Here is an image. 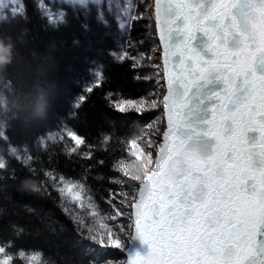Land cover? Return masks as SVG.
Returning <instances> with one entry per match:
<instances>
[{
  "label": "snow or ice",
  "instance_id": "obj_1",
  "mask_svg": "<svg viewBox=\"0 0 264 264\" xmlns=\"http://www.w3.org/2000/svg\"><path fill=\"white\" fill-rule=\"evenodd\" d=\"M67 2L83 9L103 4ZM10 3L13 18L24 14L19 0ZM139 3L144 12L138 11L137 0L115 5L108 0V11L116 8L122 29L154 16L162 75L154 74L156 90L144 96H107L118 113L143 120L139 134L120 142L134 159L129 163L121 157L112 166L118 178L109 183L119 190L109 189L111 211L101 210L84 178L54 170L43 174L90 252L98 247L126 257L95 255L92 264H264V0H154L151 15L147 9L153 5ZM41 11L50 24L65 22L63 11L52 13L43 5ZM96 18L105 22L104 12ZM116 58L132 60L134 69L152 59L126 50ZM102 80V73H95L86 91ZM110 140L105 135L101 143ZM57 141L68 142L69 156L93 158L94 146L72 129L49 133L38 144L46 148ZM10 153L35 174L27 147L13 146ZM7 171L0 158V179H15V170L3 175ZM31 191L47 194L48 189L41 182ZM121 217L128 223H120ZM22 232L14 226L16 236ZM13 248L12 240L0 242V264H47L40 250Z\"/></svg>",
  "mask_w": 264,
  "mask_h": 264
},
{
  "label": "trees",
  "instance_id": "obj_2",
  "mask_svg": "<svg viewBox=\"0 0 264 264\" xmlns=\"http://www.w3.org/2000/svg\"><path fill=\"white\" fill-rule=\"evenodd\" d=\"M117 2L123 0H113L114 5ZM145 2L152 4V0ZM0 3L9 5L0 8V40L12 45V61L0 73V158L8 165L3 175L15 170V179H0V242L12 240L11 251L40 250L47 264H92L95 255L101 260L124 259L119 250L105 252L97 247L95 253L90 252L89 242L81 240L43 173L54 170L70 178H84L101 210L111 211L106 203L109 189L119 190L118 185L109 183L118 178L112 166L121 157L129 163L134 159L120 142L139 134L143 120L135 114L118 113L107 96L138 98L156 90L157 69L152 67L156 64L152 59L145 58L143 65L134 69L132 60L116 58L123 50L132 56L152 55L157 46L151 32L153 18L139 19L122 29L116 8L108 11V0L87 9L72 7L67 0H19L24 14L15 18L10 0ZM137 3L138 11L144 12V5ZM41 5L52 13L65 12V22L50 24ZM101 11L103 23L96 18ZM147 12L151 15L150 8ZM97 72L103 80L88 93L86 88L93 84ZM82 95L85 100L79 102ZM65 128L94 146L92 159L69 156L67 141L49 142L46 148L38 144L42 137ZM105 135L111 136L107 145L101 143ZM13 146L28 148L35 158V174L11 155ZM26 180L38 185L45 182L47 194L25 190L21 184ZM119 222L128 223L126 217ZM14 226L23 229L20 236L14 234Z\"/></svg>",
  "mask_w": 264,
  "mask_h": 264
},
{
  "label": "clouds",
  "instance_id": "obj_3",
  "mask_svg": "<svg viewBox=\"0 0 264 264\" xmlns=\"http://www.w3.org/2000/svg\"><path fill=\"white\" fill-rule=\"evenodd\" d=\"M12 61V45L10 42H5L0 40V73L6 68L8 64ZM31 181H23L21 186L27 191H31L32 184Z\"/></svg>",
  "mask_w": 264,
  "mask_h": 264
},
{
  "label": "rangeland",
  "instance_id": "obj_4",
  "mask_svg": "<svg viewBox=\"0 0 264 264\" xmlns=\"http://www.w3.org/2000/svg\"><path fill=\"white\" fill-rule=\"evenodd\" d=\"M150 10H151V8H150ZM151 32H152V35L154 36L153 28L151 29ZM158 49H159V48H158L157 46H156L155 48L152 49V55H151V57H152V61H153V62H155L157 65H161L160 62H159ZM161 70H162V68L157 69V71H159L160 74L162 75ZM157 71H156V72H157ZM161 91H163V90H161Z\"/></svg>",
  "mask_w": 264,
  "mask_h": 264
},
{
  "label": "water",
  "instance_id": "obj_5",
  "mask_svg": "<svg viewBox=\"0 0 264 264\" xmlns=\"http://www.w3.org/2000/svg\"><path fill=\"white\" fill-rule=\"evenodd\" d=\"M152 5H153V7H152V14L154 13V0H153V3H152ZM154 24H155V19H154ZM155 27H156V24H155ZM157 32V31H156ZM157 39H158V41H159V36H158V34H157V37H156ZM159 45H160V41H159ZM160 48H161V53H162V46L160 45ZM161 53H160V56H161ZM161 58V57H160ZM160 64H161V66H162V60L160 59ZM161 135H162V132H161ZM126 258V257H125Z\"/></svg>",
  "mask_w": 264,
  "mask_h": 264
},
{
  "label": "bare ground",
  "instance_id": "obj_6",
  "mask_svg": "<svg viewBox=\"0 0 264 264\" xmlns=\"http://www.w3.org/2000/svg\"><path fill=\"white\" fill-rule=\"evenodd\" d=\"M155 27V26H154ZM155 30H156V27H155ZM154 31V30H153ZM160 53H161V51H160V49L158 50V54H159V61H160Z\"/></svg>",
  "mask_w": 264,
  "mask_h": 264
}]
</instances>
